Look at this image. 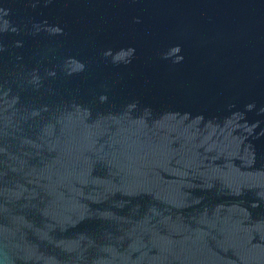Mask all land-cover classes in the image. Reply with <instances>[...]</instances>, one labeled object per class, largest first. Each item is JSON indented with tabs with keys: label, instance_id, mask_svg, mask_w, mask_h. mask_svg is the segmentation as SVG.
<instances>
[{
	"label": "water",
	"instance_id": "water-1",
	"mask_svg": "<svg viewBox=\"0 0 264 264\" xmlns=\"http://www.w3.org/2000/svg\"><path fill=\"white\" fill-rule=\"evenodd\" d=\"M0 264H264V0H0Z\"/></svg>",
	"mask_w": 264,
	"mask_h": 264
}]
</instances>
